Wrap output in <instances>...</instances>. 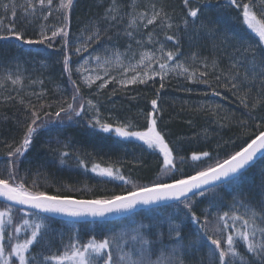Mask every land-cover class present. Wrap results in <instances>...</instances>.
<instances>
[{
    "label": "snow or ice",
    "instance_id": "snow-or-ice-1",
    "mask_svg": "<svg viewBox=\"0 0 264 264\" xmlns=\"http://www.w3.org/2000/svg\"><path fill=\"white\" fill-rule=\"evenodd\" d=\"M78 4L79 0H8L7 4H0L4 13L0 16V41L56 48L60 57L57 62L72 89L69 97L54 102L43 99V90L32 93L38 103L25 104L22 135L18 141L5 142L7 163L0 166V264H264V192L256 202L242 193L234 195L231 202L220 195L221 189L232 187L235 191L244 172L264 152V116H251L264 99V0H227V7L237 13L235 20L255 38L249 40L220 31L207 16L210 0H182L185 11L180 23H175L166 11L163 0H130L127 5L121 0H109L103 15L89 20L77 35H72V18ZM50 19L55 23H47ZM150 27L151 31H145ZM181 28L190 43L207 41L205 47L213 53L211 60L197 52L181 59ZM113 29V35H109ZM157 30L163 34V41ZM172 31L175 34L169 35ZM121 39L126 43L123 51L118 47ZM168 42L173 43L175 50L166 47ZM216 53L229 61L228 72L219 68L222 57ZM13 63L15 69L0 70V89H4L6 82L23 87L19 61L13 58ZM241 68L245 69L242 75ZM73 71L85 87L96 85L97 92L110 82L124 91L129 85H155L158 78L159 89H155L156 98L150 100L151 111L140 110L138 114L144 120L143 130H136L141 125L132 118H117L110 111L106 115L98 101L85 99L80 84L72 79ZM172 77L204 85L208 91L201 94L205 97L222 95L220 89L232 92L250 118L259 121L254 125L255 133L250 132L247 121L236 122L243 135L254 138L240 145L239 150L223 154L224 146L217 143L211 152L197 150L181 155L186 144L199 147L209 134L203 129L191 137H177L171 143L166 138L169 133L158 125V121L163 123L158 101L165 82ZM97 81L101 83L97 85ZM253 87L257 89L254 97L250 95ZM193 90L183 89L189 93ZM12 99L4 97L5 101ZM19 103L24 104V100L20 98ZM196 111L216 117L215 122L220 123V105L205 101ZM74 118L102 134L122 138L120 142L128 138L143 142L146 150L160 157L156 178L146 183L134 181L115 166L119 161L107 167L92 163L89 169L78 152V167L126 187L118 194L113 191L112 195L77 199L62 194L63 186L54 195L42 190L39 171L31 179L30 170L21 174L22 159L39 132ZM188 124L194 126L191 120ZM56 143L61 141L57 139ZM53 151L59 153L60 163L72 155L59 148ZM85 155L91 157L90 153ZM43 187H49L47 176ZM203 200L207 203L197 215L194 209ZM169 201L182 215L169 217L166 231L159 220L152 219L148 223L132 221L120 228H110L99 239L92 230L85 239L76 226L84 218L107 221L109 217L132 215L145 207L154 210ZM55 216L75 219L65 229L56 230L51 223ZM185 222L194 226L192 233L184 232ZM202 249L206 251L202 253Z\"/></svg>",
    "mask_w": 264,
    "mask_h": 264
},
{
    "label": "trees",
    "instance_id": "trees-1",
    "mask_svg": "<svg viewBox=\"0 0 264 264\" xmlns=\"http://www.w3.org/2000/svg\"><path fill=\"white\" fill-rule=\"evenodd\" d=\"M108 2L109 0H79L78 7L72 18V35H77L82 26L87 24L89 20L103 15L104 9L108 6ZM121 2L127 5L130 3V0H121ZM144 2L146 3L147 0H144ZM163 2L167 5L166 11L173 17L175 23H180L185 11L182 6V0H163ZM2 15L4 13L2 8H0V16ZM236 15L235 9L227 7V0H220L219 6L217 5V0H210L207 16L216 23L221 32L235 34L237 38L242 40L255 39L235 20ZM47 23H55V21L50 19ZM101 26L103 27V25ZM122 27L123 25H121ZM189 27L191 28V25ZM151 30L150 27L145 31ZM114 31L115 29L109 31L108 34L113 35ZM157 33L159 34L160 40L163 41V34H160L159 30H157ZM168 34L172 35L175 33L172 31ZM179 34L182 38L181 51L183 57L181 59H186L192 52H197L200 57H208L211 60L213 53L208 47H205L207 45L206 40L190 43L183 28L180 29ZM124 41V39L120 40V42ZM166 47L175 50L172 42H168ZM216 55L222 57L221 53H216ZM12 58H18L19 65L27 68L28 73L23 72L24 80L22 88L12 86L10 82H6L4 89H0V166L7 163L4 159L7 152L5 142L18 141L22 135L21 124L25 116V104L29 101L33 104L38 103L36 96L32 95V93L38 94L43 90L46 93L43 99H46L48 102H54L59 101L62 97H69L72 91L67 74L63 72L62 65L57 62L60 57L56 48L48 49L43 45H19L15 41H0V62H12L13 64V61L10 60ZM73 59L76 58L73 57ZM40 62H46V67H40ZM30 66L32 68H29ZM219 68L225 72L229 71V61L227 58H221ZM30 69H33V72ZM240 72L242 75L244 71L240 69ZM72 79L80 84L82 95L85 99H88L90 90L81 83L75 71H73ZM41 80L43 84L31 83V81ZM108 85L105 91L113 93L111 88L113 89L115 86L112 83ZM185 87H191L194 90L191 93L183 91ZM155 89H159V80H157L155 85L151 83L147 86L129 85L124 91L116 87L114 97L119 100L117 104L120 105L122 103L123 111L127 114V117L139 123L142 129L144 120L138 114L140 110L145 112L151 111L150 100L156 98ZM220 90L222 91V95L217 98L219 103L216 105H220L222 108L226 105L231 108L232 112L236 115L235 118H237L234 120V123L230 122L234 126V131L231 133L233 139L230 141H234L235 144L226 143V140L229 138L227 137L221 143L224 146L221 149L223 154L224 151L239 150L240 145L245 142H250L254 138V135H243V130L237 126L236 122L241 120L247 121L250 132L255 133L257 129L254 125L259 121L250 118L248 110L238 102L237 97L232 92L226 89ZM206 91L208 89L204 85L197 86L191 81H185L184 78L177 79L176 77H172L165 82V88L160 91L161 99L158 101L162 111L163 123L161 124L158 121V125L169 133V137L166 138L170 139V143L177 137H186L185 134L192 131L191 126L188 124L189 120L196 126L197 122L204 121L206 116H208L204 112L196 111L200 103L209 101L211 94L207 97L201 94ZM241 91L243 92L244 89ZM250 95L253 97L257 95V89L255 87L252 88ZM8 96L13 97V99L5 101L4 97ZM20 98L24 100V104L19 103ZM39 102H43V100ZM51 110L55 111V108ZM239 115L242 117L241 119H239ZM251 116H264V99H261L260 106L251 112ZM220 131L222 132V129ZM220 131L215 132L219 133ZM57 139L61 141V144L56 143ZM115 139L122 141V138L102 134L99 130L91 129L79 118L72 120L65 119L63 124L54 123L49 125L48 128L42 129L34 139L33 147L25 154L20 164L21 174H23L24 170L28 169L30 170L29 179H31L32 174L39 171L42 190H46L49 194L54 195L57 194L56 189L62 188L63 186L62 194L72 195L77 199H92L95 196L112 195L113 191L118 194L126 187L118 181L110 182L109 178L98 177L96 174L90 171L86 172L83 168L78 167L77 160L75 159V154L78 152L86 160L89 169L92 163H100L101 166L107 167L110 163L119 161L120 163L115 166L119 167L126 177L132 178L134 181L146 183L156 178L159 169L157 161L160 157L146 150V146L143 145V142H140L145 149L143 150L142 158L139 155L137 157L138 161L133 160L131 151L121 144H117ZM125 142H131L130 144L138 143L133 138H128ZM65 143L68 145L66 148L63 147ZM215 146L216 141L214 140L199 144V147L193 144L191 147L185 146V150L180 154L190 155L191 151L197 150L211 152ZM57 148L61 151H68L72 155L65 158L64 163H60L59 153L53 151ZM87 153H90L91 157L86 156L85 154ZM261 171H264V154L244 172L235 191L232 187L221 189L220 195L224 197L226 202H231L233 196L238 193L246 195L253 202L259 201L261 193L264 192V176L260 174ZM45 176L48 178V188L43 187ZM69 185L72 186L71 190L67 187ZM206 203L207 200H203L198 208L194 209L197 211V215L200 214L199 208L204 207ZM180 207L182 208L183 206ZM177 215H182V213L174 206L173 202L160 205V207L154 210L149 208L141 209L132 215L122 216L114 220L79 221L76 226L80 229L85 239L92 230H94L99 239L110 228H120L128 225L132 221L148 223L149 220L156 219L160 221L166 231L168 218ZM68 222L69 220L58 218H53L51 221L53 228L56 230L65 229ZM193 231L194 226L191 222H185L184 232L188 234ZM203 251H206V249H202V253Z\"/></svg>",
    "mask_w": 264,
    "mask_h": 264
},
{
    "label": "rangeland",
    "instance_id": "rangeland-1",
    "mask_svg": "<svg viewBox=\"0 0 264 264\" xmlns=\"http://www.w3.org/2000/svg\"><path fill=\"white\" fill-rule=\"evenodd\" d=\"M8 0H0V4H7ZM36 23H41V21H37ZM85 26V24L82 26V28ZM139 38V37H138ZM146 38V37H145ZM115 40L111 43H114ZM118 47L121 49V51H123V49L126 47V43L124 42H120L119 41V45ZM89 51H91V49H89ZM84 55H87V53H85ZM16 61L18 58H14ZM13 61V58L10 59ZM34 64V63H33ZM36 64V62H35ZM34 64V65H35ZM38 65V64H36ZM40 67H46V62H43L39 64ZM12 68L15 69V63L12 64V62H0V68L1 70H3V68ZM75 67V66H74ZM22 73H28V69L21 67ZM29 68H32L31 66ZM243 71H245L244 68H241ZM31 72H33V69H30ZM113 75H115L116 73L113 72ZM177 79H182L183 77H176ZM158 80V78H157ZM192 82V81H191ZM99 83H101V81H97L96 84L98 85ZM111 83V82H110ZM113 86H115L114 88L118 87L117 85H115L114 83H112ZM109 85H107L106 88H108ZM105 89H103L100 92H97V88L96 85H93L92 88H89L90 92L88 93V99H93L98 101L101 104V111L105 112V114L107 115L108 112L110 111L111 114L117 118H123L125 116H127V114L123 111L122 108V103L117 104V102L119 101L118 99H116V97H114L115 93H111V92H106ZM31 89V88H30ZM32 90V89H31ZM111 90L113 91V89L111 88ZM219 96H214L211 95L209 98V101L212 103L213 106H215L216 104L219 103L218 99ZM221 112H219V117H220V123H216V117H212L211 115L208 114V116H206V118L204 119V121H199L197 122L196 126H191L192 131L188 132L185 134V138L187 137H191L193 136L195 133L201 132L203 129H207V132L209 134L208 136V140L207 141H216L217 143H222L223 141H225V139L227 137H229L226 142L230 141L233 139V137H231V133L234 131V126H232V124H230V122L234 123V120L237 119L235 118L236 115L232 112V109L227 107L226 105L223 106V108L221 107ZM228 115V117H227ZM242 117L239 115V119H241ZM223 124L224 127H221L220 125ZM222 129V132L220 131ZM136 130H143L142 128L136 129ZM215 131H220L219 133H216ZM223 133V134H221ZM134 140H136V138H133ZM137 141V140H136ZM206 141V142H207ZM115 142H117V144H121L122 146H124L125 148H127L128 150L131 151V156L133 160H137V157L139 155H141L140 158H142V153L144 147L143 145L140 143V141H137L138 143H133L130 144L131 142H121L118 141V139H115ZM205 143V142H201L200 144ZM130 144V145H129ZM129 145V146H127ZM193 145V144H192ZM192 145H187V147H191ZM138 158V159H140ZM261 175L264 176V171L260 172Z\"/></svg>",
    "mask_w": 264,
    "mask_h": 264
},
{
    "label": "water",
    "instance_id": "water-1",
    "mask_svg": "<svg viewBox=\"0 0 264 264\" xmlns=\"http://www.w3.org/2000/svg\"><path fill=\"white\" fill-rule=\"evenodd\" d=\"M263 154H264V152L259 153V154L257 155V157L255 158V162H256V161H257V160H258ZM247 169H248V168H247ZM169 203H173V202L169 201V202H165L164 204H161V205H165V204H169ZM145 208H147V207H145ZM145 208H143V209H145ZM138 210H141V209H137L136 211H138ZM136 211H135V212H136ZM47 215H50V214H47ZM120 217H122V216H118V217H109L108 220H114V219H117V218H120ZM54 218L63 219V220H69V221L75 219V218L63 217V216H55ZM84 221H93V218L88 217V218H84V219H81V220H80V222H84ZM95 221H106V220H102V219H100V218H96Z\"/></svg>",
    "mask_w": 264,
    "mask_h": 264
}]
</instances>
